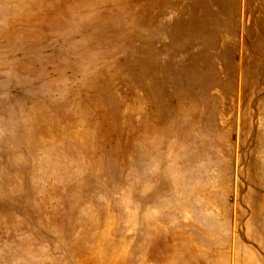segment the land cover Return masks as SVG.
I'll return each instance as SVG.
<instances>
[{"label":"rangeland","instance_id":"1","mask_svg":"<svg viewBox=\"0 0 264 264\" xmlns=\"http://www.w3.org/2000/svg\"><path fill=\"white\" fill-rule=\"evenodd\" d=\"M0 264H264V0H0Z\"/></svg>","mask_w":264,"mask_h":264}]
</instances>
